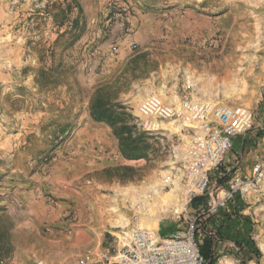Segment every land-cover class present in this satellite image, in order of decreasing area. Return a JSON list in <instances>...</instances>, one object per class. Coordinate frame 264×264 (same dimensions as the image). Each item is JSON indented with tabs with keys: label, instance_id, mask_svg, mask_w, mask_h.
<instances>
[{
	"label": "rangeland",
	"instance_id": "rangeland-1",
	"mask_svg": "<svg viewBox=\"0 0 264 264\" xmlns=\"http://www.w3.org/2000/svg\"><path fill=\"white\" fill-rule=\"evenodd\" d=\"M114 3L121 6L111 10ZM85 45L91 54H102L105 47L106 59L126 52V59L91 75L73 60ZM143 53L137 78L128 75L119 94L131 137L138 142L135 153L144 156L128 159L123 151L130 149H122L113 128L91 117L89 100L97 85ZM60 55L74 66L81 104L75 102L76 87L68 92L62 82L71 81L67 77L44 89L36 82L39 69L51 67ZM173 90L194 99L245 105L262 126L264 0H0V138L22 133L14 171L0 176V182L14 187L0 194V264H109L119 253L121 231L136 216L159 238L188 228L206 207L185 205L183 191L173 184L182 138L169 124L145 130L139 112L146 96ZM70 122L69 132L61 134L60 127ZM232 141L229 155L242 150L245 135ZM258 150L264 159V149ZM85 152L95 162L67 169L69 179L55 180L57 163ZM221 165L224 174H237L236 162L234 168ZM33 174L40 176L38 182L31 180ZM221 189L213 181L208 201ZM246 201L258 207L254 239L262 251L257 264H264V181ZM179 205H185L180 212ZM206 217L196 223L198 238ZM123 219L127 226L119 223Z\"/></svg>",
	"mask_w": 264,
	"mask_h": 264
},
{
	"label": "built area",
	"instance_id": "built-area-1",
	"mask_svg": "<svg viewBox=\"0 0 264 264\" xmlns=\"http://www.w3.org/2000/svg\"><path fill=\"white\" fill-rule=\"evenodd\" d=\"M121 4H110L116 9ZM137 48L136 44L132 45ZM139 112L147 131H157L169 124L174 134L182 138L183 156L173 181L183 191L185 205L208 193L211 175L225 161L233 148L232 137L243 135L254 126V112L245 105H227L210 100L194 99L173 90L166 95L150 94L140 103ZM264 181V159L257 161L249 177L233 176L228 188H222L217 197L208 201L206 209L197 214L185 231L167 237H158L144 229L138 216L120 235V250L116 260L109 264H205L201 254L197 221L204 215L225 207L235 193L246 200ZM122 239V240H121ZM233 246V244H232ZM8 264H19L12 260ZM37 264H45L38 261ZM70 264H90L78 260ZM217 264H241V259L224 255Z\"/></svg>",
	"mask_w": 264,
	"mask_h": 264
},
{
	"label": "trees",
	"instance_id": "trees-1",
	"mask_svg": "<svg viewBox=\"0 0 264 264\" xmlns=\"http://www.w3.org/2000/svg\"><path fill=\"white\" fill-rule=\"evenodd\" d=\"M74 40L67 41L64 49ZM146 54L133 55L125 67L119 73L109 80H105L97 85L89 100V111L91 117L97 122H104L110 125L114 132L120 137L122 149H130V152L123 151L128 159H139L144 156L136 154L138 142L131 137V131L128 127L127 113L125 107L119 101V94L128 82V75L136 79L135 72L139 70L141 61H145ZM74 66L67 63L60 55L58 61L49 68H40L36 82L41 88H47L50 84L62 81L61 77H67L71 81L66 82L68 92L76 87V93L79 96L78 104L82 102V93L77 79L74 77ZM71 122L60 127V133L69 132ZM264 136V130L259 129L255 138ZM246 142V139H245ZM226 171L222 165L211 175V183L214 181L218 188H228L231 176L224 174ZM227 172V171H226ZM208 203V194H204L192 200L191 207L194 209L205 208ZM248 208L246 200L240 193H235L227 202L225 207L218 208L217 212L207 215L200 223L201 237L198 238L201 254L205 258V264H217L218 259L223 254L238 257L241 264H246L254 258H261L262 252L258 247L253 235L255 233V222L253 218L245 213ZM234 244L230 247L228 244ZM223 250V251H220Z\"/></svg>",
	"mask_w": 264,
	"mask_h": 264
},
{
	"label": "crops",
	"instance_id": "crops-1",
	"mask_svg": "<svg viewBox=\"0 0 264 264\" xmlns=\"http://www.w3.org/2000/svg\"><path fill=\"white\" fill-rule=\"evenodd\" d=\"M86 42V40H83V44ZM88 45H85V47L83 48V50H81V52H75V54L73 55V60L75 62V64L78 66V68H82L83 70L85 69H89L91 72V75H96L95 71H97V69L99 67H101L100 69H107V66L111 65L114 63H120L123 62L126 59V52L120 51L116 57H114V59L111 58H107L102 55L104 54V49L105 47H101L100 49H102V54L99 52H92L91 54V47L88 49ZM105 57V58H104ZM98 76V74H97ZM259 122L254 123V131H248L245 135V139L246 142H244V145L242 147V150L240 152L241 155H239V158H237L235 155L236 154H240L236 152V154H228L225 158L226 161H224L226 164H232L233 168L235 167L234 163L236 162V165L238 166V169L236 170L237 176H241V177H249L252 173V168L253 165L259 161L263 159V156H259V150L258 149H264V136L261 138H255L257 131L260 128L261 130H264V123L262 126H260V120H258ZM22 136V133L18 132V131H12L11 133L6 134L4 137L0 138V157H2L3 161L0 162V176L2 177L3 175H1V172H5V175L10 172V171H14L15 168V164L12 161L15 154H16V150L19 149V140L20 137ZM233 149V148H232ZM262 158V159H261ZM95 159L92 155H90V153L85 152L82 153L78 156V158L76 159H65L63 161H60L59 163H57V167H56V172H54V177L55 180H57L58 182L63 181L65 179H69L68 174L65 175V172L67 171V169H71L74 166H81L82 164H86L87 162H92ZM251 164H248L247 162H249ZM223 162V163H224ZM241 165V167H240ZM243 167V168H242ZM241 168L243 170H241ZM229 170V168H228ZM3 174V173H2ZM57 176V177H56ZM40 176L37 174H33V176H31V180L34 182H38L40 180L39 178ZM52 177V178H54ZM6 181V180H5ZM5 181H1L0 182V194H4V193H9L10 189H13L14 187L11 186L12 182H10V186L7 182ZM248 204V208L245 210L246 214H250V216L253 218L254 214H258V207L255 206V204L250 201H246ZM255 222V233L253 235L258 237V232L257 229H259L258 225H256L257 220L253 219ZM230 247H235V245L232 243L228 244ZM259 247V246H258ZM260 249V247H259ZM261 250V249H260ZM262 252V251H261ZM261 262V258H254L251 261H248L246 264H250V263H260Z\"/></svg>",
	"mask_w": 264,
	"mask_h": 264
},
{
	"label": "bare ground",
	"instance_id": "bare-ground-1",
	"mask_svg": "<svg viewBox=\"0 0 264 264\" xmlns=\"http://www.w3.org/2000/svg\"><path fill=\"white\" fill-rule=\"evenodd\" d=\"M174 185L177 187V190H181V186L179 185V183H178V181H175L174 180ZM157 193V192H156ZM159 193V192H158ZM177 201V200H176ZM179 201V200H178ZM180 203H181V201H180ZM185 208V205H179L178 206V212H180L182 209H184ZM153 215H150V218L152 219L153 217H152ZM119 223H121L122 225H128L129 223H128V221L127 220H125V219H123V222H119ZM128 223V224H127ZM120 224V225H121ZM125 226V227H126ZM122 240V239H121Z\"/></svg>",
	"mask_w": 264,
	"mask_h": 264
}]
</instances>
